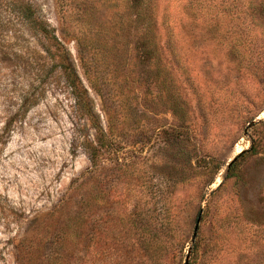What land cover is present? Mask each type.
Wrapping results in <instances>:
<instances>
[{
    "label": "rangeland",
    "instance_id": "rangeland-1",
    "mask_svg": "<svg viewBox=\"0 0 264 264\" xmlns=\"http://www.w3.org/2000/svg\"><path fill=\"white\" fill-rule=\"evenodd\" d=\"M28 1L103 136L0 0V264H264V0Z\"/></svg>",
    "mask_w": 264,
    "mask_h": 264
},
{
    "label": "trees",
    "instance_id": "trees-1",
    "mask_svg": "<svg viewBox=\"0 0 264 264\" xmlns=\"http://www.w3.org/2000/svg\"><path fill=\"white\" fill-rule=\"evenodd\" d=\"M133 2L139 5L141 0H133ZM10 5L13 12L21 20L25 28L37 39L43 48V51L46 52L53 64L57 67L58 73L63 78L64 84L73 103L81 109L83 115L87 116L88 118L94 117L93 126L95 127L96 131L99 132L98 135L103 136V132L99 124L97 122L95 123L97 118L92 115L91 100L88 96L87 90L83 87L75 71L68 50L56 38L54 31L48 27L46 22L42 19L30 1L12 0ZM27 102L28 99L24 101V105H26ZM100 138L101 137L95 139L96 144H99ZM92 148L93 153H90L87 157L89 158L91 164L95 167L97 148ZM248 151H250V149L242 151L239 155H237L236 159ZM231 167L228 170H231ZM65 204L68 205V202L62 204V209L60 207L59 211V205L54 207L52 213L57 212L58 214H62L63 208H67L63 207ZM77 214L82 218L80 213L77 212L76 215Z\"/></svg>",
    "mask_w": 264,
    "mask_h": 264
},
{
    "label": "water",
    "instance_id": "water-1",
    "mask_svg": "<svg viewBox=\"0 0 264 264\" xmlns=\"http://www.w3.org/2000/svg\"><path fill=\"white\" fill-rule=\"evenodd\" d=\"M254 122L250 123L249 126H251ZM242 151H240L239 153H237L228 163H227V170L229 169V167L232 165V163L235 161L237 155H239ZM200 222V215L197 217L194 228H193V232H192V236H191V243L194 241L196 235H197V230H198V225ZM189 254H190V249L187 251V255L184 259V264H188L189 263Z\"/></svg>",
    "mask_w": 264,
    "mask_h": 264
}]
</instances>
